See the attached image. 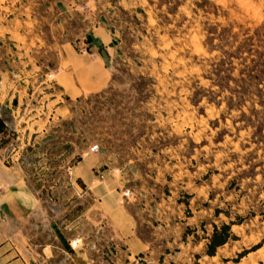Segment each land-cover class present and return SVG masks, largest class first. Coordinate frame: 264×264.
<instances>
[{"label":"rangeland","instance_id":"1","mask_svg":"<svg viewBox=\"0 0 264 264\" xmlns=\"http://www.w3.org/2000/svg\"><path fill=\"white\" fill-rule=\"evenodd\" d=\"M73 48L101 55L106 89L66 97ZM6 99L0 157L45 206L72 208L67 175L98 155L134 207L231 226L196 264H264V0H0Z\"/></svg>","mask_w":264,"mask_h":264},{"label":"crops","instance_id":"2","mask_svg":"<svg viewBox=\"0 0 264 264\" xmlns=\"http://www.w3.org/2000/svg\"><path fill=\"white\" fill-rule=\"evenodd\" d=\"M73 49L69 68L59 74L66 97L106 89L111 74L101 55ZM10 103L0 102V119ZM11 158L9 165L0 157V264H196L217 255L208 253L215 229L199 236L182 204L178 212L134 207L141 197L124 198L120 179L106 174L98 155L82 158L67 175L76 202L61 210L44 205Z\"/></svg>","mask_w":264,"mask_h":264},{"label":"trees","instance_id":"3","mask_svg":"<svg viewBox=\"0 0 264 264\" xmlns=\"http://www.w3.org/2000/svg\"><path fill=\"white\" fill-rule=\"evenodd\" d=\"M230 225H224L220 230L215 229V233L209 244L208 253L214 255L217 252V248L225 245L230 237Z\"/></svg>","mask_w":264,"mask_h":264},{"label":"built area","instance_id":"4","mask_svg":"<svg viewBox=\"0 0 264 264\" xmlns=\"http://www.w3.org/2000/svg\"><path fill=\"white\" fill-rule=\"evenodd\" d=\"M100 152V147L98 145H93L89 149L87 153H99ZM136 264H140V262H137Z\"/></svg>","mask_w":264,"mask_h":264}]
</instances>
